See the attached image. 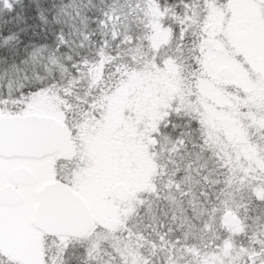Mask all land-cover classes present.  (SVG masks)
Masks as SVG:
<instances>
[{
  "label": "snow or ice",
  "instance_id": "obj_1",
  "mask_svg": "<svg viewBox=\"0 0 264 264\" xmlns=\"http://www.w3.org/2000/svg\"><path fill=\"white\" fill-rule=\"evenodd\" d=\"M0 264H264V0H0Z\"/></svg>",
  "mask_w": 264,
  "mask_h": 264
}]
</instances>
